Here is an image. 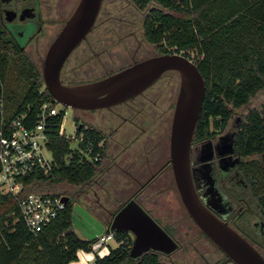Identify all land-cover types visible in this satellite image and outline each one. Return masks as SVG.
<instances>
[{"label":"flooded vegetation","instance_id":"flooded-vegetation-1","mask_svg":"<svg viewBox=\"0 0 264 264\" xmlns=\"http://www.w3.org/2000/svg\"><path fill=\"white\" fill-rule=\"evenodd\" d=\"M107 1L111 2L102 1L91 30L65 60L60 71L63 85L89 84L147 58L181 53L163 41L152 42L148 38L147 25L152 13L164 10L156 2L128 0L130 9L126 12L130 13L122 18L111 14ZM61 2L0 0L1 24L11 44L26 52L28 48L36 51L42 47L46 36L51 33L47 23L55 9L61 10ZM30 58L42 73L45 56L42 59ZM176 74L179 76L177 71L167 70L135 96L109 107L72 108L78 116L79 129L97 130L102 135L100 143L105 146L104 160L96 167L92 179L75 189L74 201L82 209L80 211L88 215L86 230L89 228L96 233L99 224L109 225L114 214L134 199L177 242L171 253H161L165 258L182 248V237H198L195 249L205 246L208 241L213 245L208 250L217 254L210 264H221L226 259L225 254L200 230L185 208L188 219L198 227L199 233L187 236L171 209L156 213L157 206L149 207L147 203L152 201L150 194L155 192L172 189L178 193L170 160L171 128L179 92V87L176 91L172 83ZM241 123L221 134L213 130L211 135L201 140L194 136L190 150L191 173L196 190L206 206L264 256V193L260 180L247 168V157L236 142ZM101 189L106 195L104 198L98 195ZM92 194L97 196L95 203L98 207H104L107 201L119 205L114 210H108L106 218H103L83 200ZM123 194L125 197L119 199ZM92 231L87 230L83 238L91 240L97 237Z\"/></svg>","mask_w":264,"mask_h":264},{"label":"trees","instance_id":"trees-1","mask_svg":"<svg viewBox=\"0 0 264 264\" xmlns=\"http://www.w3.org/2000/svg\"><path fill=\"white\" fill-rule=\"evenodd\" d=\"M145 1H154L164 8L152 13L147 25L149 40L163 41L189 58L192 51L196 53L194 62L205 78L206 93L195 138L201 140L213 130L222 131L235 110L247 107L257 93L264 91V0ZM49 96L40 69L25 49L11 44L0 14V97L4 122L24 116L28 125H32ZM3 120L0 116V127ZM50 121L48 147L54 159L52 174H30L22 179L23 188L17 195L0 194V264H78V251L91 250L97 240L85 239L75 231L72 195L59 216L37 233L31 232L18 215V198L29 192L68 195L54 187L62 182L87 183L105 156V146L100 143L102 135L97 130H78L83 135L81 145L86 147L90 142L93 153L100 154L98 161H90L71 149L69 140L60 134L63 113L52 116ZM236 142L264 193V102L248 109ZM69 153L72 156L66 159ZM69 229L72 230L68 232ZM113 232L120 245L111 247L105 256L95 255L91 264L162 263L163 255L153 250L131 257L132 233Z\"/></svg>","mask_w":264,"mask_h":264},{"label":"water","instance_id":"water-1","mask_svg":"<svg viewBox=\"0 0 264 264\" xmlns=\"http://www.w3.org/2000/svg\"><path fill=\"white\" fill-rule=\"evenodd\" d=\"M102 1L79 0L50 44L44 58L42 78L51 101L71 108L109 107L135 96L163 72L177 71L180 86L171 128L170 160L180 200L195 224L225 254L226 259L221 264L229 261L235 264H264V256L259 250L206 206L193 182L190 150L206 93L205 78L193 60L182 53L163 54L89 84L66 86L61 83V68L72 50L91 30ZM63 199L68 202L70 196L63 195ZM106 227L107 231L122 230L133 234L130 249L133 258L150 250L169 254L177 247V242L134 199L125 203Z\"/></svg>","mask_w":264,"mask_h":264},{"label":"built area","instance_id":"built-area-1","mask_svg":"<svg viewBox=\"0 0 264 264\" xmlns=\"http://www.w3.org/2000/svg\"><path fill=\"white\" fill-rule=\"evenodd\" d=\"M45 87V85H44ZM50 94V93H49ZM45 101L40 106L36 121L28 125L24 116H15L7 123L3 120L4 104L3 97H0V116L3 120L0 127V194L11 193L17 195L23 188V178L34 173H41L44 176L52 174L54 159L52 150L48 147L49 133L52 129L50 118L63 113V121L66 114V107L59 110L56 102ZM62 121V124H63ZM62 124L60 134H62ZM83 141V135H79ZM47 151L51 156L47 155ZM83 159L98 161L100 154L93 153L92 143H88L86 150H79ZM72 153L66 155L69 159ZM63 195H49L39 192H29L18 198V215L24 220L28 229L39 232L45 225L56 219L65 209L67 202ZM114 238L113 231H107V227L98 239L93 243V251L87 252L80 249L77 262L84 259L92 261L95 255L105 256L110 252L108 239ZM80 260V261H79ZM81 264V263H79ZM161 264H166L162 261Z\"/></svg>","mask_w":264,"mask_h":264},{"label":"rangeland","instance_id":"rangeland-1","mask_svg":"<svg viewBox=\"0 0 264 264\" xmlns=\"http://www.w3.org/2000/svg\"><path fill=\"white\" fill-rule=\"evenodd\" d=\"M77 2L78 0H62L60 4L61 10L57 11L55 9L50 16L51 17L50 22L47 23V25L49 24L48 27L51 33L49 34L48 37L46 36L45 44H43V46L37 49L36 51L33 48L32 49L28 48L27 52L29 53L30 56H33V57L35 56L36 58L38 57V59L44 58L49 43L52 41L57 31H59L62 25L65 23L66 19L68 18V16L74 9ZM49 3L54 4V2H49ZM107 3L111 7V11H112L111 14H113V16L118 15V16H123L122 18H125L124 15H129L130 13L129 11L126 12L127 9H130V6H129L130 4L128 0H111V2L107 1ZM119 23H120V20H119ZM112 25H114V22L112 23ZM9 53L13 55V52L11 50H9ZM190 58L193 61L196 60L197 57L194 51L190 53ZM39 66L41 68L40 64ZM174 77L175 79L174 78L172 79V83L174 84L176 91H178L179 76L176 74ZM263 102H264V91H261L252 98V100L250 101V104L247 107L235 110L233 115L229 119L227 125L225 126V128L221 132L219 131L218 133L220 134L222 132L225 133L231 130L232 128H234V126L238 122H242L244 120L245 114L247 113L249 108H255V107L261 106ZM56 107L59 110H62L63 108H65V106L59 102H56ZM78 126H79V120H78V116H76L74 109H72L71 107H66V114H65V118L62 124V135H64L69 140L70 148L73 149L74 151L76 150L79 151L80 149L86 150L87 148V146L85 147L81 145L82 141L80 140V137H79L80 133H78V130H79ZM47 155L51 156V153L47 151ZM103 160L104 158H102V161ZM79 186L80 185H74V184H69L67 182H62V183L57 184L54 187V189H57V191H60V192H67L68 195L70 196L71 195L75 196V194L77 193L75 189L80 188ZM160 192H157V193L155 192V194H150V198L152 199V201L147 202L148 206L149 207L157 206V209L155 210L156 213L169 212V209H171L174 216L177 217V219H179V221L181 222L182 232L186 234L187 236L191 234L199 233L198 227L193 223V221H190L188 219V214L186 213L182 205L179 194L175 190H172V189H170L169 191L165 190L164 192L163 191H160ZM98 195L101 198L106 197L102 189L99 190ZM124 197L125 195L123 194L121 195V198L119 199H123ZM96 198L97 196L95 194H92L86 200L85 199L83 200L88 205H91V207L95 209L98 215L103 216V218H106V212L108 213V210H114L119 205L116 202H113L110 204L107 201L105 203L103 202L104 207L103 206L98 207L96 206V203H95ZM76 213H77V216H76L77 220L75 222V230L80 236L84 237L86 235V231L87 230L92 231V229L90 230L88 228L86 230L87 224L85 226V223L84 225L81 223L83 212L80 213L79 209H77ZM96 230H97L95 231L96 233H93L94 231H92L91 233L95 234V236L97 237H94V238L98 239V236H100L101 233L104 232V229L99 227ZM197 238L198 237H182V245H183L182 248L176 250L168 259L162 256L163 262L166 264H206L208 262H209L208 264H210L211 262H213L217 258V254L208 250V248L209 249L213 248L212 247L213 245H211V243L207 241V243H205V246L195 249L194 243L196 242ZM106 244L109 245V248L118 247L120 245V243L116 240L115 237L113 239H108L106 241ZM93 249H94V246H92V249L87 252L93 251ZM86 261L82 259L81 262H77V263L85 264L87 263ZM94 261H95V257L93 258L92 261L90 260L88 262L89 264H91ZM225 264H235V263L229 261V262H226Z\"/></svg>","mask_w":264,"mask_h":264},{"label":"crops","instance_id":"crops-1","mask_svg":"<svg viewBox=\"0 0 264 264\" xmlns=\"http://www.w3.org/2000/svg\"><path fill=\"white\" fill-rule=\"evenodd\" d=\"M77 209H79V211L81 210L82 211V209H80V207H79V205H76V210ZM81 211H80V213H81ZM75 215L77 216V213L75 212ZM83 219V220H82ZM82 219H81V223L84 225V223H86V220L88 221V215L85 213V212H83V217H82ZM76 220H77V217H76ZM75 220V221H76ZM91 220V219H90ZM90 220H89V222H90ZM99 226L102 228V229H106V225L105 226H102L101 224H99ZM103 231V230H102ZM103 233V232H102ZM78 253H79V251H78Z\"/></svg>","mask_w":264,"mask_h":264}]
</instances>
